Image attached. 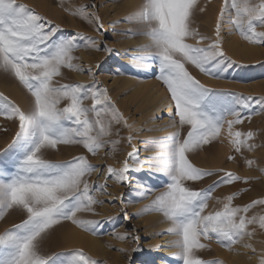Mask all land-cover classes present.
I'll use <instances>...</instances> for the list:
<instances>
[{"label": "snow or ice", "instance_id": "snow-or-ice-1", "mask_svg": "<svg viewBox=\"0 0 264 264\" xmlns=\"http://www.w3.org/2000/svg\"><path fill=\"white\" fill-rule=\"evenodd\" d=\"M89 7L95 5H82L70 11L94 23L99 31L103 25L98 16L88 12ZM197 8L204 11L198 0H145L126 18L142 26L133 35L148 38V43L136 49L140 55L133 60L139 69L153 72L155 79L166 88L167 106L174 109L169 114L171 126L177 129L161 138V151L150 158L154 161L150 166L168 178L165 189L137 215L148 212L163 215L170 225L166 232L174 237L168 246L176 250L173 255L181 264H223V261L198 255L200 250L209 248L201 241L215 239L222 247L232 250V245L255 235V227L249 230V225H258L264 230V212L251 217L245 215L258 206L264 209V198L233 206L232 201L238 195L233 193L226 197L223 210L205 214L216 187L238 181L247 183L249 178L223 169L198 168L191 163L188 154L216 140L225 125L228 136L233 137L230 142L236 153L244 148L253 151L257 145L248 141L255 133L233 132V126L264 112V96L208 88L192 75L189 66L206 76L223 78L233 63L221 47L224 22L229 25L230 33L235 31L247 42L264 46V31H257L258 27L264 28V0H224L216 21L215 40L191 27V17ZM60 31L58 25L53 26L52 21L18 4L17 0H0V73L16 79L32 98L31 106L24 110L0 94V116L19 124L13 141L15 155L7 162H0V219L12 209L25 217L0 233V264H101L83 250H73L67 255L43 252V241L54 230L53 226L62 221H70L93 235L100 234V221L81 219L77 213H94L93 206L104 203L94 193L106 188V184L95 187L89 184L86 177L99 169L90 164L86 156L53 162L45 158V153L61 144L82 145L93 155L107 144L115 151L119 141L105 139L112 135L113 124H123L130 133L135 128L110 104L107 90L83 84H53L54 78L62 74V68L85 71L72 63L75 59L72 53L81 46L76 42L81 34L58 37ZM82 38L89 41L91 47H97L94 38ZM189 39L197 42L188 43ZM206 40L209 41L207 46H200L201 41ZM103 50L112 51L106 45ZM85 99L92 100L91 107L85 106ZM62 101H67L66 106L60 107ZM253 103L259 106L258 111ZM185 126L187 131L182 136ZM127 140L133 150L127 153L122 166L106 168L107 178L120 183L128 182V174L136 170L134 166L138 163L133 136L129 135ZM246 163L251 166L254 161L246 159ZM217 172L224 174L208 188L194 189L187 184ZM261 172L264 173V169ZM124 216L128 218L126 212ZM116 238L125 240L128 236L117 235ZM131 238L139 240L138 236ZM243 246L256 254L252 244ZM139 250V245L133 249ZM258 259L259 264H264V250Z\"/></svg>", "mask_w": 264, "mask_h": 264}, {"label": "rangeland", "instance_id": "rangeland-1", "mask_svg": "<svg viewBox=\"0 0 264 264\" xmlns=\"http://www.w3.org/2000/svg\"><path fill=\"white\" fill-rule=\"evenodd\" d=\"M144 2L145 0H17L18 4H23L45 17L46 20L52 21L53 26L58 25L61 30L57 34L58 37L81 34V38L76 40L81 46L72 53L75 57L72 63L82 67L85 71L62 68V74L54 78L53 84H83L107 90L110 104L114 105L128 123L134 125L135 128V131L130 133L123 124H113L112 135L105 139L119 141L115 151H112L111 144H107L95 155L88 153L82 145L61 144L57 146V149L46 151L45 158L53 162L68 161L79 155L86 156L89 163L99 169L86 177L89 184L93 187L106 184V188L94 193L97 199L104 201L103 204L93 206L94 213H77L81 219L100 221L101 224L98 227L100 234L93 235L70 221H62L60 225L53 226L54 230H51L43 241L42 250L45 254L63 253L67 255L73 250H83L89 257L101 264H181L179 258L173 255L176 250L168 246L169 241L174 237L167 234L166 230L170 225L163 215L158 212L137 215L141 209L150 205L160 192L164 191L168 182V178L163 173L150 166L154 162L150 158L156 157L161 151L159 147L161 138L172 133H167L166 129V121L170 119L169 113L155 112L153 110L154 103L148 104L143 101L141 103L140 97L133 94V85L127 83L129 80L139 83L153 80L166 90L161 82L155 79L153 72L139 69L133 60V57L140 55L136 49L140 45L148 43V38L143 35H133L140 31L142 26L135 22H128L126 18L137 11ZM93 4L95 7H89L88 12L99 17V22L103 25L99 31L94 23H89L78 15L71 14L70 11L82 5L91 6ZM198 4L204 8V11L200 12L198 8L195 10L191 17V27L201 35L215 40L216 21L220 16L224 0H198ZM257 31H264V28L258 27ZM221 36L223 37L221 47L225 55L233 62L231 67L227 68L223 78L215 79L206 76L189 66L192 75L211 89L234 91L245 96H264V46L247 42L235 31L230 33L229 25L226 22L222 25ZM82 37L94 38L97 47H91L90 42ZM187 42L195 44L197 40L189 39ZM208 43L207 40L201 41L200 46H207ZM86 44L89 46L85 47ZM235 44L254 47L258 51L257 57L254 55L253 60L250 58L251 61H249L248 59L249 62L236 57L232 52V47ZM105 45L112 50L111 53L103 50ZM89 68L91 72L87 71ZM13 88L24 94L25 102L22 104L19 102L12 92ZM0 94L8 97L24 110L32 104V98L19 82L3 73H0ZM66 103L67 101H62L60 107L66 106ZM84 104L91 107L92 100L85 99ZM253 107L257 111L259 110V106L254 103ZM18 130V121L0 116V162H7L15 155L13 141ZM186 131L187 126L181 130L182 136L186 134ZM235 131L254 132L253 139L248 142L257 145V147L253 151L244 148L241 153H236L230 142L233 137L228 136L227 125H225L216 140L202 146L203 149L188 154L191 163L198 168L223 169L226 172H233L238 176L249 178L247 183L238 181L216 187L211 193L212 198L208 201L205 214L223 210V205L227 202L226 197L233 193H238L232 201L233 206H244L253 200L264 198V173L261 172V169H264V112L252 115L243 123L234 125L233 132ZM129 135L133 136L132 144L137 149L135 156L138 163L134 166L136 170L128 174V182L120 183L115 179L107 178L106 168L108 165L114 168L122 166L123 161L127 158V153L133 150L127 140ZM229 156L234 159L229 160ZM246 159L254 161V163L249 166ZM129 163L132 164V161L129 160ZM223 174V172H217L215 175L204 177L197 182L188 181L187 184L194 189H205L218 181ZM125 212L127 219L124 216ZM261 212H264V209L258 206L245 215L251 217L253 214ZM24 218L18 210H9L4 218L0 219V233L11 228L14 224L20 223ZM248 227L249 230L255 227V235L252 238L245 237L241 242L232 245V250L222 247L215 239L202 240L201 242L207 244L209 248L200 250L198 255L207 260L215 259L223 261V264H234L235 258L238 262L239 254L242 255V258L240 256L239 259L244 258V263L246 261L247 264H259L258 245L261 240H264L262 237L264 230H261L258 225H249ZM71 228L100 241L105 250L92 251L78 243L72 246L70 242L66 244L64 241L71 240L65 233ZM157 233L164 234L157 235ZM64 235L66 237L62 238ZM117 235H127L128 239H117ZM133 236H138L139 240L133 241L131 238ZM66 238L67 240H65ZM248 243L256 248L255 255L251 249L243 246ZM50 244L54 249L50 248ZM137 245L140 250L133 251Z\"/></svg>", "mask_w": 264, "mask_h": 264}, {"label": "bare ground", "instance_id": "bare-ground-1", "mask_svg": "<svg viewBox=\"0 0 264 264\" xmlns=\"http://www.w3.org/2000/svg\"><path fill=\"white\" fill-rule=\"evenodd\" d=\"M232 52L236 55V57H239L241 59L243 58L244 60H247L246 62H249V61L253 60L254 59V55L255 56L258 55L257 49H255L254 47H249V46H247L245 44H243V46H240L239 44L233 45ZM259 53H260V51H259ZM250 58H251V60H250ZM248 59H249V61H248ZM127 83L130 84V85H133V94H135L136 97H140V99H139L140 102L143 101V103L146 102L148 104L154 103L153 110L155 112H158V113L167 112L169 114L171 112H173V108L167 106L169 104V100H168V94H167L166 90H164V88L161 87L156 81L148 80L145 83L142 82L143 83L142 84V83H139L138 81L135 82L134 80L133 81L129 80V81H127ZM12 90H13L12 92L14 93V96L19 100V102L21 104H22V102H25L26 98H25L23 93L18 91L16 88H13ZM24 106H25V104H24ZM171 123H172L171 119L166 121L167 133L168 132H175L177 130L176 128L171 126ZM164 226H166V225H164ZM64 231H66V230H64ZM62 233L64 234V232H61V234ZM65 235L69 236L68 239H70L71 241H68L67 238H66L65 240H67V241H64V242L66 244H68V242H70L71 246L73 244L77 245V243H78L79 245H82V246H84V247H86V248H88V249H90L92 251H96V250L104 251L105 250V248L103 247V245H102V243L100 241H98L96 239H93V238H91L89 236H85V235L79 233L74 228H71V230L66 232ZM65 235H64V237H62V236L61 237L65 238L66 237ZM262 237H264V236H262ZM263 241L264 240H261V242L258 245V248H259V250H258L259 254L258 255H260L261 251L264 250V242ZM48 246H49V244H48ZM50 248L54 249L53 245L50 244ZM240 256L242 258V255L238 254V258H237L238 262H236L237 261L236 258H235V260L233 259L235 261L234 264H238V263L239 264H247L246 261L244 263V260H243L244 258L243 259H239Z\"/></svg>", "mask_w": 264, "mask_h": 264}]
</instances>
